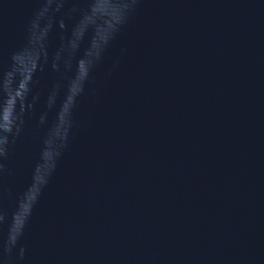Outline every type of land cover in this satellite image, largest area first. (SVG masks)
<instances>
[{"label":"water","instance_id":"95a60500","mask_svg":"<svg viewBox=\"0 0 264 264\" xmlns=\"http://www.w3.org/2000/svg\"><path fill=\"white\" fill-rule=\"evenodd\" d=\"M0 264H264V0H0Z\"/></svg>","mask_w":264,"mask_h":264}]
</instances>
